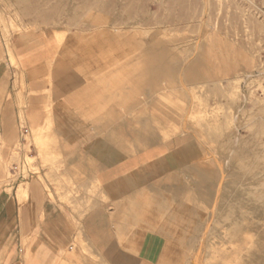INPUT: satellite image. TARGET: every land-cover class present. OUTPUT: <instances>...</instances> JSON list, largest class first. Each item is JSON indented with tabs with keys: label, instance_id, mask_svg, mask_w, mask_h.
Instances as JSON below:
<instances>
[{
	"label": "crops",
	"instance_id": "1",
	"mask_svg": "<svg viewBox=\"0 0 264 264\" xmlns=\"http://www.w3.org/2000/svg\"><path fill=\"white\" fill-rule=\"evenodd\" d=\"M55 42L49 32H23L6 47L0 31V264H185L208 212L188 168L165 164L162 139L148 130V112L164 110L162 81L174 86L182 64L137 31ZM23 127L49 128L63 172L80 188L98 186L91 207L82 197L65 205L33 178L23 202L24 180L3 184V155ZM183 194L200 201L201 217L178 214Z\"/></svg>",
	"mask_w": 264,
	"mask_h": 264
},
{
	"label": "rangeland",
	"instance_id": "2",
	"mask_svg": "<svg viewBox=\"0 0 264 264\" xmlns=\"http://www.w3.org/2000/svg\"><path fill=\"white\" fill-rule=\"evenodd\" d=\"M103 29L137 31L138 38L160 43L182 64L184 76L174 86L162 81L156 99L164 110L148 112L154 118L148 130L161 137L165 164L188 168L190 185L195 182L190 189L205 203L203 216L208 212L185 264H236L243 252L262 248L254 228L264 222L245 210L248 214L241 215L234 199L241 195L253 207L264 194V0H0L6 47L17 33L49 32L60 46L68 36ZM163 114L170 115L163 119ZM55 145L47 127L16 141L11 157L3 155V184L16 180L11 165L22 164L30 175L18 187L19 202L26 200V182L33 178L45 190L54 188L63 204L72 206L82 197L91 207L98 186L80 188L64 173ZM180 198V216H202L200 201L186 194ZM258 254L261 258L250 264L264 263V252Z\"/></svg>",
	"mask_w": 264,
	"mask_h": 264
},
{
	"label": "bare ground",
	"instance_id": "3",
	"mask_svg": "<svg viewBox=\"0 0 264 264\" xmlns=\"http://www.w3.org/2000/svg\"><path fill=\"white\" fill-rule=\"evenodd\" d=\"M262 136H264V134L262 135ZM235 138V137H234ZM255 138V137H254ZM259 138V137H258ZM236 139V138H235ZM237 139H239V136H238V138ZM257 140V139H256ZM235 141V145L237 144V141L236 140H234ZM241 141V140H240ZM258 141H260V140H258ZM257 141V142H258ZM247 143V142H246ZM245 143V144H246ZM239 144H241V143H239ZM244 144V145H245ZM251 144H252V141H251ZM242 145H243V143H242ZM241 145V146H242ZM253 145V144H252ZM259 145V144H258ZM260 146V145H259ZM262 147V146H261ZM251 148V147H250ZM264 149V148H263ZM239 151H240V149H239ZM244 151V150H243ZM262 153V152H261ZM264 153V152H263ZM245 154V153H244ZM248 155H250V154H248ZM246 157V156H245ZM253 157H256L255 155L253 156ZM257 158H258V156H257ZM262 158H264V157H262ZM241 159V158H240ZM243 159V158H242ZM250 159H251V157H250ZM248 160V159H247ZM260 161H261V157H260V159H259ZM244 161V160H243ZM246 161V160H245ZM257 161V160H256ZM250 162V161H249ZM253 163V162H252ZM245 164H246V162H245ZM251 164V163H250ZM250 164L248 165V166H250ZM254 164V163H253ZM258 164V163H257ZM242 165V164H241ZM244 166V165H243ZM245 166H247V164L245 165ZM252 166V165H251ZM230 167V166H229ZM255 168H256V165L254 166ZM253 167V168H254ZM245 168V167H244ZM251 168V167H250ZM253 168H252V170H253ZM258 168V167H257ZM262 168V167H261ZM241 169H242V167H241ZM246 169V168H245ZM259 169V168H258ZM233 170V169H232ZM236 170V169H235ZM256 170V169H255ZM263 170V169H262ZM254 171V170H253ZM238 172V171H237ZM249 172V171H248ZM257 172V171H256ZM239 173V172H238ZM241 173V172H240ZM249 175H251V174H249ZM248 175V176H249ZM256 175V174H255ZM260 175H262V174H260ZM257 176H258V173H257ZM261 177V176H260ZM256 178V177H255ZM259 178V177H258ZM241 179V178H240ZM261 179H262V177H261ZM243 180V179H242ZM257 181V180H256ZM243 182V181H242ZM241 182V183H242ZM257 183V182H256ZM255 183V184H256ZM249 185V184H248ZM253 186H255V185H253ZM264 186V185H263ZM252 189V188H251ZM247 191V190H246ZM221 192V191H220ZM220 192L218 193V194H220ZM251 192H252V190H251ZM253 193V192H252ZM251 193V194H252ZM261 195V197H262V201H257L255 204H254V206L252 207V204H250V202H249V200H247L246 198H244V197H242L241 195H237L236 197H235V199H234V201H235V207L237 208V209H239V210H242V214L241 215H244V214H248L249 212L251 213V215H252V213L254 214V217H256V219H257V221H263L264 222V200H263V198H264V194L263 193H261L260 194ZM219 196V195H218ZM249 196H251V195H249ZM252 197V196H251ZM230 199V198H229ZM228 199V200H229ZM227 200V201H228ZM255 200V199H254ZM215 202V201H214ZM227 204V203H226ZM225 204V205H226ZM230 204V203H229ZM232 204V203H231ZM233 204V205H234ZM230 206H232V205H230ZM232 209V208H231ZM243 210H245V212H248V213H244V211ZM190 213V212H189ZM241 224H242V222H241ZM240 224V225H241ZM264 225V224H263ZM254 230H255V240H256V243L258 242V243H261L262 244V248H260V249H258V248H254L253 250H251V251H246V252H243L242 254H241V260L238 262V263H236V264H250V263H252V260L253 259H255V260H259L261 257L259 256V254L258 253H260L261 251H263L264 252V226H259V225H257V226H255V228H254ZM248 246V245H247ZM241 247H244V246H241ZM239 248V247H238ZM243 249V248H242ZM245 249H246V247H245ZM253 254H255V255H253ZM237 259V258H236ZM255 264H259V263H256V261H255ZM262 264H264V263H262Z\"/></svg>",
	"mask_w": 264,
	"mask_h": 264
},
{
	"label": "built area",
	"instance_id": "4",
	"mask_svg": "<svg viewBox=\"0 0 264 264\" xmlns=\"http://www.w3.org/2000/svg\"><path fill=\"white\" fill-rule=\"evenodd\" d=\"M29 135V130L27 128H21L19 135V140L21 142L25 141V138ZM10 176L15 177L16 179L25 180L29 177L30 172H24L22 164H12L9 170ZM26 176V177H25Z\"/></svg>",
	"mask_w": 264,
	"mask_h": 264
}]
</instances>
